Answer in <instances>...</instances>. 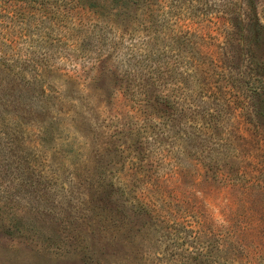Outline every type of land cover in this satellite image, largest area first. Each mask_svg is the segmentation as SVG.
Segmentation results:
<instances>
[{
	"label": "rangeland",
	"instance_id": "obj_1",
	"mask_svg": "<svg viewBox=\"0 0 264 264\" xmlns=\"http://www.w3.org/2000/svg\"><path fill=\"white\" fill-rule=\"evenodd\" d=\"M11 1L0 0V264H264V233L258 247L247 233L241 243L231 234L264 227V193L253 190L249 205L205 187L208 203L141 206L132 193L105 200V184L96 182L98 171L116 161L120 169L127 155L95 157L96 149L110 141L119 150L137 137L127 90L184 72L193 98L205 73L237 86L252 75L240 51V22L252 14L242 0L78 3L92 8L59 0L63 15L32 24L22 19L25 0ZM255 5L263 35L254 56L264 61V0ZM238 100L231 128L247 118ZM255 154L254 174L264 182V152ZM131 174L128 188L140 192L144 178ZM155 174L153 166L147 175ZM225 251L239 261H221Z\"/></svg>",
	"mask_w": 264,
	"mask_h": 264
},
{
	"label": "trees",
	"instance_id": "obj_2",
	"mask_svg": "<svg viewBox=\"0 0 264 264\" xmlns=\"http://www.w3.org/2000/svg\"><path fill=\"white\" fill-rule=\"evenodd\" d=\"M58 1L25 0L27 7L23 21L28 20V24H32L41 21L43 17L63 15V10L58 9ZM75 1L80 8L95 6L92 2L78 4L85 0ZM242 4L252 14L246 23L240 22L243 34L240 51L243 52V60L248 61L252 67L253 73L235 80L240 86L228 76L218 82L217 74L205 73L206 76L199 81L195 97L192 98L186 86L184 72L177 79L171 74L164 78L148 77L132 89L127 83V89H130L124 95H130L134 105L131 106L133 115L139 118L135 123L137 137L129 140L130 145L127 147L125 142L121 144L120 151L115 147L116 143L110 141H104L96 149L95 153L98 155L95 157H100V152L105 155L127 152L125 160L120 162V169L114 168L113 165L118 163L116 161L110 164V169L103 168L96 174V182L105 184L108 191V199L105 200L110 201L111 197L126 200L132 193V199L137 200L141 206L149 205L148 203L158 206L168 201L194 205L199 199L208 203L210 196L205 192V187L225 192L229 195L228 202L244 201L249 205L253 203V190L263 195L264 182L256 179L253 170L255 151L264 152V61L254 56V49L259 48L263 35V26L255 16V0H242ZM13 5L14 0L11 1V6ZM9 6L10 4L7 7ZM28 8L32 12L27 11ZM13 14L17 18L22 16L17 10ZM213 64L219 67L220 61ZM5 68L8 71L11 66L6 65ZM244 91L246 94L243 96L241 92L245 93ZM240 97L244 99L239 108L241 112L245 111V125H250L258 133L250 132L245 125H236L234 128L228 125V117L238 113L235 102L238 103ZM112 117L118 118L116 115ZM81 118L79 117L80 121ZM77 121L71 126L77 128L74 125ZM127 131V134L118 131L115 135L123 134L128 140L132 128ZM119 158L123 159L121 156ZM153 166L156 174L151 178L147 174ZM129 170L144 178L140 192L135 193V190L128 188V178L132 175L128 173ZM260 172L264 173V168ZM260 209L264 211V206H260ZM237 229L231 234L239 238L238 243L242 242L240 236L247 233L252 237V245L261 246L256 239L264 233L263 226L259 228L247 225ZM250 243L246 242L242 248L247 249ZM228 256L225 251L221 261H239Z\"/></svg>",
	"mask_w": 264,
	"mask_h": 264
}]
</instances>
